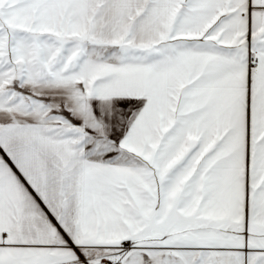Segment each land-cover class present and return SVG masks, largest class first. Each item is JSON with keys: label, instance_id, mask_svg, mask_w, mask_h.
I'll return each mask as SVG.
<instances>
[{"label": "snow or ice", "instance_id": "6c2138e0", "mask_svg": "<svg viewBox=\"0 0 264 264\" xmlns=\"http://www.w3.org/2000/svg\"><path fill=\"white\" fill-rule=\"evenodd\" d=\"M0 264H264V0H0Z\"/></svg>", "mask_w": 264, "mask_h": 264}]
</instances>
